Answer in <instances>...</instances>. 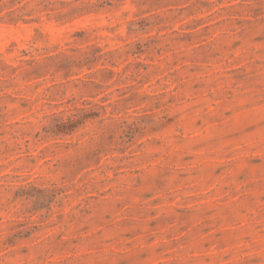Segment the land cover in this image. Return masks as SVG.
I'll return each mask as SVG.
<instances>
[{
    "label": "rangeland",
    "instance_id": "1",
    "mask_svg": "<svg viewBox=\"0 0 264 264\" xmlns=\"http://www.w3.org/2000/svg\"><path fill=\"white\" fill-rule=\"evenodd\" d=\"M0 264H264V0H0Z\"/></svg>",
    "mask_w": 264,
    "mask_h": 264
}]
</instances>
